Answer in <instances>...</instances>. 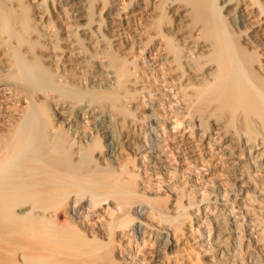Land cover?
I'll list each match as a JSON object with an SVG mask.
<instances>
[{
  "label": "bare ground",
  "instance_id": "bare-ground-1",
  "mask_svg": "<svg viewBox=\"0 0 264 264\" xmlns=\"http://www.w3.org/2000/svg\"><path fill=\"white\" fill-rule=\"evenodd\" d=\"M31 1L36 8L43 3ZM244 1L131 0L119 8L113 0H61L78 21L77 31H66L63 37L70 39L66 44L72 50L66 51L77 66L62 70L55 84L46 79L38 59L57 65L68 56L66 48L57 45L47 15L34 16L41 28L34 41L23 20L29 6L0 0L1 125L14 102L29 107L4 137L0 156L5 164L0 170V264L105 262L107 249L100 254L97 249V255L87 248L91 238H108L105 223H90L98 211L94 191L86 189L123 185L119 173L131 156L148 162L145 168L152 175H165L170 171L169 149L195 162L208 158L215 178L207 196L196 201L210 203L197 214L179 218L141 198L131 202L128 211V203L124 207L107 194L98 204L120 205L110 214L114 221L129 213L135 219L127 233L135 239L116 252V259L139 264L140 257L131 258L134 253L126 257L135 241L143 246L146 264H169L170 249L191 233L193 244L209 247L220 264H264L255 245L258 230L264 229V215L259 214L264 212V47L242 9ZM93 3L98 19L89 10ZM212 5L244 36L245 52L228 39L230 33L221 23L220 29ZM78 31H84V45L73 39ZM36 42L43 50L39 54ZM37 105L52 108L57 124L70 136L44 133L43 108ZM131 109L139 112L138 119ZM177 111L192 126L188 134L172 131ZM145 124L154 128L144 135ZM93 134L104 139L107 152L90 157L87 147ZM196 191L191 195H200ZM196 203L191 201L189 207L195 209ZM169 210L174 212L173 207Z\"/></svg>",
  "mask_w": 264,
  "mask_h": 264
},
{
  "label": "rangeland",
  "instance_id": "rangeland-1",
  "mask_svg": "<svg viewBox=\"0 0 264 264\" xmlns=\"http://www.w3.org/2000/svg\"><path fill=\"white\" fill-rule=\"evenodd\" d=\"M113 1H115V3L119 6V8H125L126 6H128L131 3V0H128V1L127 0H113ZM157 1H160V0H157ZM17 2L23 4V7L29 6L28 9L23 11V20L25 22L26 21L28 22V24L26 25V29H27L26 32H27V34H29L31 36L32 40L35 41L38 39V37L35 34H37L36 32H38L39 30H41V28L38 29L39 23L36 22V19L34 18V16H36L38 13L43 12V13H45V15H47L46 17H47V19H49V22L51 23V26L49 28H51L52 33H54L57 36V45L60 48H66L64 50H65V54H66V56H68V58L62 57L60 59L62 61L59 60L57 65L56 64L48 65L46 62H44L43 59H41V58L38 59V65L40 67H43V72L45 74H47L46 79L53 81L52 83L59 84L60 80H61L60 76L62 74V70H65L66 68L68 70L69 69L72 70V68L77 66L73 62L72 56H70V53H68V51H66V50H72V48L70 46L68 47V45L66 44V42L67 41L69 42L70 39H66V41H65V40H63V37L64 38L67 37V34L65 33L66 31H69V32L73 31L74 33L77 31L76 24L78 23V21H76L73 14L69 10L65 9L62 6L61 0H43V3H42L40 8H36L35 6L33 7L31 0H15L16 4H18ZM94 4L95 3L92 4V6L89 10L91 13L93 12V16L97 17V19H98L100 17L97 16L98 14L96 13V10L94 8L95 7ZM217 5H219V3ZM212 8H213L211 10V11H213L212 13L218 14L216 16L219 17V19H220L218 21L217 20L218 18L217 17L215 18L216 23H218V26L221 23V26L224 27L223 30L227 34L230 33L229 36H231V37H228V39L229 40L231 39L230 41L233 42L234 46L239 51L245 52V48L243 46L244 36L241 37L239 35V33L237 31V27L235 25H233L234 24L233 22H231L232 21L231 18L227 17L224 11L221 12L220 10H216L215 6L213 7V5H212ZM242 9H245L246 13H248V15L250 17V21L253 25L254 34L257 35V38L259 39L260 43L264 47V0L244 1L243 5H242ZM168 19H169V17L166 18V21ZM222 22H224L225 25H223ZM221 26H219L220 29H222ZM51 29H49V30L51 31ZM56 32H57V34H56ZM83 32L84 31H82V32L78 31L75 35H73L74 41L79 42V44H81V45H84V42L83 41L81 42V40H80V38H81L80 34H83ZM104 32L106 33L105 28H104ZM237 35H239V36H237ZM39 43L40 42H36L35 45L37 44L38 46L37 45L34 46L35 52L38 54L43 52L42 47L41 46L39 47V45H40ZM134 58H136V56L132 57V59H134ZM66 59H67V61H65ZM62 62H63V64H62ZM134 64H137L136 59H135ZM59 65H61V66H59ZM128 66L131 67L133 65L129 63ZM62 68H64V69H62ZM135 98H137V97H135ZM164 104L165 103H162L163 106H164ZM10 106H11V109H9V111H10V117L9 118L13 117L14 119L13 118H11L12 120H9V118H7L8 120L5 119L6 121H5L4 125H1V122H0V140H1L0 141V156L2 154V151L5 150L4 148L6 147L4 137L6 135H9L10 133H12V127L15 125V123H18L23 118V113H26L29 111L28 103L22 104V103L14 102ZM41 106L42 105H40V106L37 105L36 108L42 109L43 107L41 108ZM131 111H132V113H131L132 117H134L135 119H138V117L140 115L139 112L134 111L133 109H131ZM15 112H16V114H15ZM53 112L54 111H52V108H50V109L43 108L41 110L40 118H41V122L43 120L42 126H41V129L43 130V132L44 133H53V134H66L67 136H70V131L65 132V128L62 127V125L60 126L57 124V119L55 118V115ZM174 116H176V118L175 117L173 118V126H172L173 127L172 128L173 133L178 134V135L188 134V132H190V129L192 126H190L189 123L186 122L187 118H184L183 117L184 115H182L180 112L178 113V111L175 112ZM50 118H53L52 121L47 122V120ZM160 118L164 119L163 114L160 115ZM153 128H154V125H149V124L146 125L145 124L144 128L142 129V132H143V134L147 130H149L147 132H150V130ZM165 133H167V131H165ZM93 136H94V134H93ZM166 136H168V135H166ZM87 148L89 149V152H87V154L89 155L90 153H92L91 155H89L90 157L97 156L99 152L100 153H104V152L106 153L107 152L104 139H98L96 136H94L93 139H91V141L89 142V146ZM167 152L169 154L168 157H170L169 158V160H170L169 161L170 162L169 163L170 164V171L165 175H162V174L161 175H152L151 172L147 168H145V166L148 164V162H146L143 158L141 159L140 156H133V157L131 156V158L126 163L127 167L121 173H119V175L121 177L123 176L122 177L123 181H124L123 185H121L120 187L119 186H116V187L113 186V185H115V183H114V182H116V180H115L113 182L114 184L111 185L114 189L110 186L109 187H98V188H92V189L86 187L87 188L86 191H89L88 193H91L92 191H94L93 194H95L96 199L93 200L94 201L93 203H95V205L97 206L96 211H98V213L93 217V219L91 220L90 223L93 225L97 224L98 222L105 223V228L107 229V238L108 239L102 240L103 243L99 240L97 241V239L96 240L94 239L96 241L95 242L92 238H91V241H93V243H91V241H88V239H87L88 245H89V246L87 245V248L89 251H91V253H95V254L99 255L101 249H102V251H101L102 253L105 252L106 249L109 250V251L106 250L107 253L105 252V255H106L105 262H103L102 264H123L122 260L116 259L117 258L116 252L118 250H121V248H124V245L130 246L129 240L133 241L135 239V238L131 237V235L129 236V234H127V233H129L130 226H132L135 222L134 221L135 219H133L134 217L131 213H129L130 215L127 214L129 216V218L126 215L127 218H126V216H123L122 218H119L116 221H114V218L111 216L112 213L114 212V210H116V209L120 210V208H121V207H119L120 205H118L119 203L116 200L117 198L120 200V203H124L123 204L124 207H126L129 204V206L126 207V209L128 211L131 208V202L138 201L141 198L142 200H140V202L142 201L143 203H146L149 206L150 205L156 206L157 208H160V210L164 211V213L168 212L167 214H169V215L174 214L173 215L174 217H179V218H187L192 213L197 214L198 209H204V208H206V206H208V203H210L209 200H207V201L203 200L202 203H200V201H196V200L205 198L207 196L208 189L210 188V185L215 178V175H213L212 173L209 172V170L211 171L212 169L210 168L211 162L208 160V158L201 157L199 159V161L195 162V161H191V160L186 159L187 156L183 153L181 156H180V154L174 155L175 154L174 149L173 150L169 149V150H167ZM140 162H143V163H140ZM4 166H5V164L3 162L0 163V170ZM10 169L11 168L5 170V172H3V173H7ZM130 171H132V172H130ZM188 181H191V184L188 183ZM192 182L194 184L197 183L196 186L192 185ZM191 186H193V187H191ZM174 187H175V189H174ZM124 188H126L127 190H125ZM189 188H191V189H189ZM197 188L199 190L196 191L195 189H197ZM96 190H98V191H96ZM120 190L122 192V195L120 193ZM191 190H195L200 195H194L195 196L194 197L191 194L195 193V191L190 192ZM107 194H112V197L115 198V200L117 201L118 204L116 205L115 203L112 202L111 204L104 205V207H103V204H102L103 201H102L99 203L100 204L99 205L98 201L103 200L102 198H104V196H106ZM115 194H116V197H115ZM127 194H129V195H127ZM131 194H133V195H131ZM117 195H119V196H117ZM174 195L177 196V198H178V204H177V206H175L176 208L174 206H172V203L173 202L175 203L174 198H176ZM125 196H127V197H125ZM135 197H138V198H135ZM191 201L198 202L195 205L198 207H196L195 209H191V207H189V204L191 203ZM126 203H128V204L125 205ZM114 206H116L117 208ZM170 207L174 208V212L173 211L171 212L169 210ZM184 208H185V210H184ZM170 212H171V214H170ZM120 213L123 214L122 210L120 211ZM259 214L264 215V212H261ZM99 216H101V217L99 218ZM94 219H95V222H93ZM157 220L159 221V219H157ZM260 221H262V223L264 224V220H260ZM120 223H122V224L119 225ZM128 223L129 224L132 223V224L128 225ZM126 225H128L129 228ZM196 226H198V225H196ZM118 227H120V228H118ZM258 234H259V242L255 243L256 250L259 254V257L262 260V263H264V237H263L264 236V229H263V231L258 230ZM261 234H263V235H261ZM120 236L122 238H120ZM192 237H193V235L191 236V233L187 234L182 243H179V245L177 247L170 249V252L172 251V253L169 256H167L168 257L167 260H168L169 264H171V263L172 264H220L212 256L214 253H213V251L210 250L209 247H208L209 250L206 247L204 249L196 247L197 245L193 244L195 241L192 240ZM109 239H110V241H108ZM104 242H105V244H104ZM101 244H103V245H101ZM101 246L104 247V250H103V248H100ZM131 246L132 247H130L129 250H132V251H130V253H128L126 255V257L134 253V255L131 256V258L134 256L140 257L141 262L139 261V264H146V262L143 261V260H145L146 257L141 256L144 253V252L143 253L141 252L143 246H140V244H138L135 241L131 244ZM109 247H110V249H109ZM97 249H99V251H98L99 254L97 253ZM111 250H114V251H111ZM207 251H209V252L207 253ZM139 253H140V255H139ZM173 259H174V262L176 261L177 263L176 262L173 263L172 262Z\"/></svg>",
  "mask_w": 264,
  "mask_h": 264
}]
</instances>
